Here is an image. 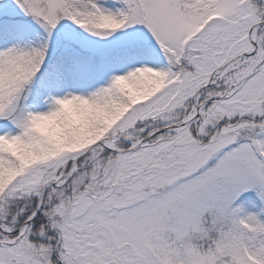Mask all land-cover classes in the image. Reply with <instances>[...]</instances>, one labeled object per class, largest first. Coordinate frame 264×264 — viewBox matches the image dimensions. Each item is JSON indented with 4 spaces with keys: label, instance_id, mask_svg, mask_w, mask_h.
<instances>
[{
    "label": "snow or ice",
    "instance_id": "1",
    "mask_svg": "<svg viewBox=\"0 0 264 264\" xmlns=\"http://www.w3.org/2000/svg\"><path fill=\"white\" fill-rule=\"evenodd\" d=\"M0 264H264V0H0Z\"/></svg>",
    "mask_w": 264,
    "mask_h": 264
}]
</instances>
